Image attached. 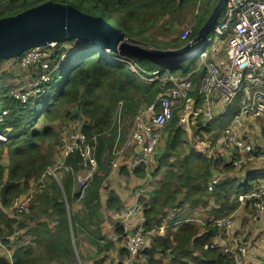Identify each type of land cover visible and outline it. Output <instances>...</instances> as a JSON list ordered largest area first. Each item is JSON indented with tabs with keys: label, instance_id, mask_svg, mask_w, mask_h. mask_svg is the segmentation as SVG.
Masks as SVG:
<instances>
[{
	"label": "trees",
	"instance_id": "1",
	"mask_svg": "<svg viewBox=\"0 0 264 264\" xmlns=\"http://www.w3.org/2000/svg\"><path fill=\"white\" fill-rule=\"evenodd\" d=\"M218 1L215 0L212 3V0H70L69 4L78 8L79 3L82 7L92 3L94 9L101 5L105 11L103 17L108 22L110 21V24L122 30L126 37H134L144 33L167 15L173 18L170 22L172 25L180 13L185 9L197 8L198 3L200 8L196 25L199 24L201 27ZM42 3H36L35 0H0V19L16 15ZM132 23H139L143 28L134 30L131 28ZM71 40L73 42L75 39ZM64 41H60L50 59L49 80L41 82V87L45 89V92L33 97L25 107L22 106L20 99L12 94L13 90L11 91L10 87L0 85V118H3L0 121V135L3 136L0 138L1 208L3 210L10 208L15 198L27 194L38 183L40 184L39 181L43 173L53 164L52 155L42 151L41 143L57 142L59 133L51 127L40 128L39 124L44 121L48 123L59 120L61 112L68 106L74 107L82 115V117H78V121H81V129L88 139H93L97 134L98 172L81 201L78 200V195L76 197L73 193L72 173H65L61 177V183L52 180L49 185H44L41 192L37 194L39 203L33 205L32 209L33 213L41 210L44 214L52 215L54 218L52 223L46 219H40L36 222L37 225L30 228L24 223L18 224L16 217L11 218L0 209V220L7 216L6 224L0 225V234L4 233L5 227L6 234H12L18 224L23 232H28V235H31L30 243L39 246L37 248L34 245L18 246L17 244L13 250L12 262L0 255V264H40L41 262L60 261L67 257L75 258L72 232L77 237L81 233L80 231L90 229L95 237H99L98 226L94 230L95 219L100 206V189L111 166V151L115 143L116 130L110 128L119 103H124V116H133L143 105H151L157 96L172 84L164 81L165 68L169 69L172 75L180 76H186L196 69V59L164 65L148 57L134 55L125 49H121V52H107L99 46L83 40H80L72 48H61ZM120 59L132 60L140 68V73L134 72L128 62ZM154 72H158V79L149 80L154 76ZM44 73L40 68L39 79ZM140 74L146 76L148 80L142 79ZM201 75V72L194 74L193 80L196 85L199 83ZM5 112L7 113L5 114ZM175 115L171 121L174 125L178 121ZM232 115L233 110H230L224 118L214 121L215 128L209 124L200 128V131L203 129L206 132L212 129H224L229 125ZM65 116L68 119L77 118L72 115L69 108ZM111 131L113 132L107 135ZM257 155H259L258 152ZM5 158L8 160L7 164L4 163ZM197 159H199L201 168L193 167ZM211 160H202L199 155L194 154V157L182 161L180 166L182 173H179L182 177L170 174L163 182L156 197L151 201L144 202L145 228L147 230L157 229L167 219H172L168 215L162 223L167 209L176 206L174 204L176 191L172 190L176 179L182 182V186L189 185L191 190L197 191L194 193L195 195L212 194L219 186L218 184L213 191H208V183L214 177L213 169L220 170L219 172L224 176L227 175L231 167L233 170L235 169L232 163H222V160L217 162L216 158ZM80 162L79 153H74L66 159V163L75 170L81 168ZM7 166L9 174L6 179ZM255 189L234 195V197L238 199L240 195L248 194ZM224 193V207L220 210V214L224 212V215L215 218L233 214L236 206H239L237 202V204L228 202L231 193ZM73 196L88 210L87 214L72 210ZM117 200L118 198L112 195L109 207L116 205ZM198 227L203 231H200ZM117 228L119 235L123 237V227L118 225ZM171 229L173 239L169 237L170 234L167 237H156L152 240L151 248L144 249L142 255L144 253L148 255L146 264H159L154 260L158 251L162 254V259L166 253L170 254L171 262L166 261L167 264H190L189 262L196 258V264H233V259L224 255L220 249H204V245L211 243L212 239L220 233L217 227L211 224L202 227L187 223L171 227ZM4 242L6 243V240ZM197 251L202 254V259L194 257Z\"/></svg>",
	"mask_w": 264,
	"mask_h": 264
},
{
	"label": "built area",
	"instance_id": "2",
	"mask_svg": "<svg viewBox=\"0 0 264 264\" xmlns=\"http://www.w3.org/2000/svg\"><path fill=\"white\" fill-rule=\"evenodd\" d=\"M210 33L199 41L191 52L166 60L177 63L199 57L196 59V69L186 76L172 75L169 69H164L166 71L164 81L172 84L165 88L151 105L137 112L124 143H120V136H117L111 151L113 164H118L127 149L135 145L138 147V154L133 159V167L141 166L150 170L156 160L162 133L173 120L176 109L180 111L182 124H189L192 120L200 119L204 125L224 118L230 110H233L232 121L224 130L220 143L233 145L239 158L228 159L225 163H232L237 171H242L248 164L259 160L264 163V155H257L253 142L237 133V128L242 125L244 119L264 117V0H228L223 18L219 19ZM59 43L60 41L48 43L27 50L21 60L22 65L39 63L48 67ZM209 44H211L210 48H208ZM61 48L69 49L70 47L63 42ZM106 51L109 52V50ZM117 51L121 52V48ZM120 60L128 62L134 72L140 73V68L132 60ZM201 68L203 72L199 84L195 85L194 74L200 72ZM157 75L158 72H154V76L149 80L158 79ZM140 77L148 80L143 74H140ZM42 80L48 81L49 75L44 73L36 82L37 85L32 92L19 93L13 90L12 94L19 98L22 106L25 107L35 94L45 92V89L41 87ZM196 87L197 96L191 97L190 94L195 92ZM123 105V102L119 103L110 129L122 130ZM1 120L3 118H0ZM97 146V134L90 140L81 126L63 134L60 139L63 159L43 174L40 178V187H44L45 177L52 176L60 182L62 173H72L79 184L78 200L81 201L98 172ZM74 153L80 154V166L81 170L85 171V175H81L80 171H75L66 163V159ZM222 176L224 177L222 173H218L209 181L208 191L211 192L216 188ZM33 189L27 194L33 192ZM30 201L31 197L15 198L12 205L13 213L29 212ZM247 202L252 205L253 218L260 219L264 214V187L238 197L237 203L241 207ZM144 208V203L137 204L135 207L127 208V214L138 215L144 211ZM235 222V214L220 218L211 217L208 220L190 215L179 221L175 218L167 219L159 230L187 223L202 227L211 224L217 227L220 233L212 239L211 243L206 244V249H220L224 255L233 259V264H253L251 254L253 245L250 241L230 237L229 231ZM121 225L125 232L127 249L123 264H137L141 261L142 252L148 242L156 236V233L154 230L149 231L145 228V216L139 215L133 228L126 219L121 221ZM23 236L22 231H17L7 239H0V245L5 246L7 241L5 243L4 240H9L11 246L12 243L16 246L20 237ZM261 259L264 263V253ZM164 261L171 262L169 253L165 254ZM86 264L97 263L89 261Z\"/></svg>",
	"mask_w": 264,
	"mask_h": 264
},
{
	"label": "crops",
	"instance_id": "3",
	"mask_svg": "<svg viewBox=\"0 0 264 264\" xmlns=\"http://www.w3.org/2000/svg\"><path fill=\"white\" fill-rule=\"evenodd\" d=\"M197 87L195 88V92L190 94L191 97L197 96ZM175 116L178 118L177 123L174 125L173 122H170L171 124L169 123L165 128L166 131L165 134H163L165 135V138L167 134H169V138L166 141V145L162 144L165 140L162 141V143L160 142L163 148L161 153L158 151L156 159L157 164L153 171H151L152 169L146 170L141 166L133 167V159L138 154V147L135 145L127 149L125 155L121 158L118 164H113V158L111 159L108 176L100 189V206L98 209V216L95 219L96 224L94 226V230L97 229L98 226L100 236L95 237L90 229L87 231H80L81 233H79L77 237H75L72 232V240L78 241L81 238L86 240L87 245L94 251L93 256L96 257L99 264H123L127 256L125 232L123 231V237L120 236L117 226L119 225L122 227L121 221L126 219L131 228H133L139 219V215L145 216L144 211L138 215H128L127 208L135 207L137 204L153 200L161 190L163 182L168 176H170V174L182 177V175L179 174L182 173L180 170L182 161L194 157V154L199 155L202 160L207 159L212 161L211 159L216 158L217 162L218 160H222V163L228 159L237 160L239 158V155L235 153L233 145H224L220 143L221 136L226 128L212 129L209 132L204 131V129L203 131H200V128L207 126L204 125L200 119L192 120L189 124H182L180 122L179 110ZM232 116L230 123L232 121ZM263 122L264 117H250L244 119L242 125L237 128L238 134L253 142L259 155H264ZM214 124L215 122L210 123V126L215 128L216 125ZM129 130L130 128L126 127H123L121 131L116 130L114 140L116 141L117 136L119 135V142L124 143L129 134ZM112 132L113 131L109 132L107 135H110ZM183 132L187 133L189 136L194 135L195 141L192 140L194 142H190L187 136L184 145V153L182 154L179 151V146H181L182 143L181 136ZM195 132L196 134H202L205 137V140L198 142L195 137ZM193 167L201 168L199 159L196 160ZM75 171H81V168ZM219 171L220 170L214 168L213 176L220 173ZM81 172L85 175L84 171ZM65 173L69 172L62 173L61 177L65 175ZM238 173H243V175H237ZM72 176L74 181L73 193L76 197L77 195L79 197V184L76 182L75 176L73 174ZM52 180L57 181L52 176L45 177V185H49ZM175 183V186H172V190L176 191V199L174 202L176 206L175 208L167 209L166 216L162 223L167 219L168 215L169 218H175L176 221L183 220L190 215L199 216L204 220H208L211 217L215 218L224 215V212L220 214V210L224 207L223 204L225 202L224 192L231 193L228 202L230 204H235L237 199L234 195L236 196L249 191L250 189L252 190L253 188L255 189L264 186V163L261 160L256 163H250L246 166V169L242 171H237L236 169L233 170L231 167L227 175L220 178L219 186L212 194L195 195L194 193L197 191L191 190L189 185L182 186V182L178 179L175 180ZM237 183H239V187L236 189L235 184ZM91 184L92 182L89 186H91ZM112 195L118 198V203L113 207H109ZM72 210L82 214L88 213V210L77 202L75 197L72 204ZM233 214L236 215V222L229 231L230 237L250 241L253 245L251 250L253 264H264L261 259V256L264 253V214L260 219L255 220L253 218V208L250 202H247L242 207L240 204L239 206L237 205ZM35 225L37 224L35 223ZM161 226L154 229L156 236L148 242L147 249L151 248L152 240L156 239V237H167L168 234H170L169 237L171 239L174 238L170 232L172 230L171 227L161 231L159 230ZM199 230L203 231L202 228H199ZM72 245L74 248L73 242ZM205 246L206 244L204 245V249H206ZM13 254L14 251L12 250L11 255H8L9 259L7 258L11 262L13 260ZM201 255L202 254L197 251L194 257L202 259ZM142 256L143 259H141V261L143 263L138 264L147 263L148 255L144 253ZM196 259L189 263L196 264ZM74 260H76V255L75 258H70L68 261L72 262ZM154 260L158 261L159 264L166 262L164 261V257L162 259L160 251L156 252Z\"/></svg>",
	"mask_w": 264,
	"mask_h": 264
},
{
	"label": "rangeland",
	"instance_id": "4",
	"mask_svg": "<svg viewBox=\"0 0 264 264\" xmlns=\"http://www.w3.org/2000/svg\"><path fill=\"white\" fill-rule=\"evenodd\" d=\"M35 1H36V3H42L43 1L44 2L45 1H53V2L66 3V4H69V2H70V0H35ZM214 1L215 0H212V3ZM78 6L80 8H82L83 12L90 14V15H93V16L94 15L103 16V14L105 13L104 8L101 5L99 8H96V9L93 8L92 3L86 4V5H84V7H82V5L79 3ZM199 8H200V5L198 3L197 8L194 7V8H190V9H185L182 13H180L177 16V18L175 19V21L172 25L170 24V22L173 18H171L169 15H167V16L163 17L161 20H159L156 25H154L150 29L146 30L144 33L137 34L138 36L135 35L134 37H127V41L139 44V45L146 47V48H154V49H177L176 48L177 46L187 45L197 35L200 28L202 27V25L206 21L205 20L203 22L201 27L199 26V24L196 25V23L198 22ZM223 12H222L220 18H223ZM208 16H209V14H208ZM109 23H111V22L109 21ZM141 27L142 26L139 23H132V25H131V28L134 30H139ZM221 38H225V37H221ZM62 40H65L64 42L67 43L70 48H72L74 45H77L78 42L80 41L79 39H75V40H73V42L71 39H62ZM62 40H60V41H62ZM210 46H211V44L208 45V48H210ZM26 52L27 51L23 52L22 54L16 55L14 57L8 58V59H0V85L10 87L11 91L15 90L16 92H19V93L26 92V91L32 92V90H34V86L37 85L36 82L39 80L38 72H39L40 68H42V70L45 72V74L49 75L50 72H48V69L51 68V63H49L48 67H46L45 65H41L39 63H31L29 65H22L21 60L25 56ZM198 58H196V59H198ZM160 63H163L164 65H168L171 63H175V62L174 61H164V62L160 61ZM202 70L203 69L201 68L199 71L202 73L203 72ZM195 85H196V83H195ZM36 95H38V94H35L34 96H36ZM145 107L146 106L143 105L141 107V109L145 108ZM68 108L72 112V115L77 116L76 119H68L65 116ZM115 113L113 116V122L115 119ZM177 113H178V109L175 110V114H177ZM136 114L133 116L124 117V126L123 127L131 128ZM78 117H82V115L78 111H76V109H74V107L68 106L67 108H64V111L61 112V116H60L59 120H56L54 122H48V123L45 121L40 122V124H39L40 128L51 127L53 129H55V131L57 133H59L57 142L46 141V142L41 143L42 151L52 155V162L54 164L51 165L50 167H53V166L59 164L60 161L63 159L62 152L60 149V139H61L63 134L67 133L68 131H72L74 128H79L81 126L80 125L81 121H78ZM113 122H112V124H113ZM263 124H264V122H263ZM165 131H166V129L163 131L164 134H165ZM163 133H162L161 143H162V141L165 140L164 143H162V144L166 145V141L169 138V134H167V136L165 138V135ZM187 136H188V139L190 142L195 141L194 135L189 136L187 133L183 132V134L181 136L182 143H181V146H179V151L182 154L184 153V145H185V141H186ZM1 137L2 136L0 135V138ZM195 137H196V140H198V142H202L205 140V137L202 134L200 135V133L196 134V132H195ZM210 138H213V137H210ZM192 140H194V141H192ZM161 143L159 144V147H158V151H160V153H161V150L163 148ZM158 151H157L156 159L158 156ZM4 163L5 164L8 163L7 158H5ZM156 164H157V162L155 160V163L150 168V170L152 169L151 171H153ZM81 171H84V170H81ZM81 171H80V174L84 175ZM8 174H9V168L7 166L6 171H5V178L6 179L8 178ZM237 175H243V173H238ZM238 187H239V183L235 184V188L237 189ZM41 189L42 188L40 187V184L38 183V185L33 189L34 190L33 192H31L30 194H25L22 196V197H28V198L31 197L29 212L24 211V212L13 213L12 204H11L10 208L3 210L1 208V202H0V209L5 211V213L9 217H11V218L16 217L18 219V224L24 223L25 225H29L30 228H31V226L34 227L35 223L37 221H39L40 219H44V220L46 219L47 221L52 223V222H54V218L52 217V215L44 214L41 210L35 211V213H33L32 206L38 205L39 201L37 199V194L41 192ZM76 189H77V187H76ZM0 198H1V194H0ZM6 218H7V216H6ZM6 218L4 217L3 219L0 220V225L3 223H4V225L6 224V222H5ZM18 224H16L14 232L10 235L6 234L7 230L5 227L3 229L4 233L0 234V239H3V238L7 239L8 237L13 235L17 231L23 232L22 228L19 227ZM23 233H24V237H20V239L17 242L18 246H22V245H25V246L34 245V246H36V244L30 243V240H31L30 236L31 235H28V232H23ZM6 241H7V244L5 246L0 245V255L9 259L8 255H11L12 250H14L16 248V246L13 243L11 246L9 240H6ZM72 242L74 244V251H75V255H76V260L69 262L68 260L70 259V257H67V258H64L60 261H55V262H51V263L41 262L40 264H86L89 261L96 262L97 264H99V261H97L96 257L93 256L94 251L87 245V242L84 238H81L78 241L72 240ZM36 247L38 248L39 246H36ZM39 249H41V248H39ZM141 259H143L142 255H141ZM138 263H142V261H140ZM164 263L165 262H163V264Z\"/></svg>",
	"mask_w": 264,
	"mask_h": 264
},
{
	"label": "water",
	"instance_id": "5",
	"mask_svg": "<svg viewBox=\"0 0 264 264\" xmlns=\"http://www.w3.org/2000/svg\"><path fill=\"white\" fill-rule=\"evenodd\" d=\"M227 1L219 0L193 40L177 49L146 48L129 42L125 33L103 16L87 14L72 4L47 1L0 19V59L62 39H79L109 51L121 48L157 62L166 61L194 50L219 22Z\"/></svg>",
	"mask_w": 264,
	"mask_h": 264
},
{
	"label": "bare ground",
	"instance_id": "6",
	"mask_svg": "<svg viewBox=\"0 0 264 264\" xmlns=\"http://www.w3.org/2000/svg\"><path fill=\"white\" fill-rule=\"evenodd\" d=\"M225 8H226V6H225ZM262 187H264V186H262ZM238 201V199L236 200V202Z\"/></svg>",
	"mask_w": 264,
	"mask_h": 264
}]
</instances>
